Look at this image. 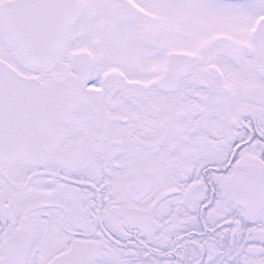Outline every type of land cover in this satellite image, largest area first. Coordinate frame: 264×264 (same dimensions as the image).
I'll return each instance as SVG.
<instances>
[{
  "label": "snow or ice",
  "instance_id": "obj_1",
  "mask_svg": "<svg viewBox=\"0 0 264 264\" xmlns=\"http://www.w3.org/2000/svg\"><path fill=\"white\" fill-rule=\"evenodd\" d=\"M0 264H264V0H0Z\"/></svg>",
  "mask_w": 264,
  "mask_h": 264
}]
</instances>
